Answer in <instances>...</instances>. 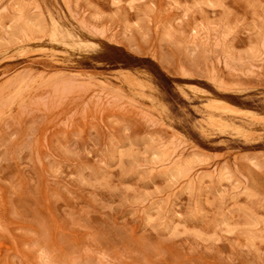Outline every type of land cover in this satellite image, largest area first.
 I'll return each instance as SVG.
<instances>
[{
  "label": "rangeland",
  "instance_id": "374dc122",
  "mask_svg": "<svg viewBox=\"0 0 264 264\" xmlns=\"http://www.w3.org/2000/svg\"><path fill=\"white\" fill-rule=\"evenodd\" d=\"M0 264H264V0H0Z\"/></svg>",
  "mask_w": 264,
  "mask_h": 264
}]
</instances>
